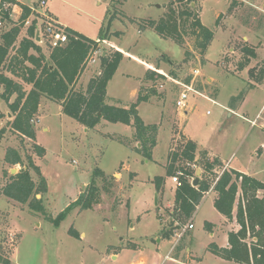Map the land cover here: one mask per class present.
Listing matches in <instances>:
<instances>
[{
  "label": "rangeland",
  "instance_id": "374dc122",
  "mask_svg": "<svg viewBox=\"0 0 264 264\" xmlns=\"http://www.w3.org/2000/svg\"><path fill=\"white\" fill-rule=\"evenodd\" d=\"M39 1L33 0L36 10L23 26L17 44L27 35L33 20L37 22V29H43L45 19L39 12ZM169 1L47 0L43 8L46 13L99 40V49L91 55L76 88L85 87L84 84L100 71L101 56L120 49L124 57L109 81L108 102L129 105L137 99L140 87L155 86L157 94L141 102L138 109L144 121L159 123L163 128L152 159H147L135 150L137 143H127L135 132L133 126L103 120L93 128L86 127L64 114L60 103L43 96L33 122L36 142L47 149L46 155L39 157L33 150V142L22 139L10 128L13 115L7 103L1 101L0 128L4 127L6 133L0 145V187L8 180L3 177L4 170L13 174L20 169V165L4 160L9 146L19 148L24 158L31 154L40 166L48 181V191L42 195L44 204L53 217L85 191L96 167L108 175L107 181L97 178L100 201L92 209L71 208L58 226L0 192V253L11 264H137L140 261L143 264H182L173 253L185 237L180 257H189L191 252L185 249L192 230L184 228L190 222L184 223L175 208L176 183L168 178L163 191L156 195L154 179L165 174L163 164L170 148L180 150L186 138L203 149L220 153L223 158L235 157L236 166L242 164L244 168L247 164L246 168L251 171L260 168L258 174L264 181V148H261L264 143V79L256 82L264 69V0L192 2L204 25L215 33L204 55L195 47L196 37L190 31L185 35V43L180 45L149 27L141 29L145 21L169 15L181 26L178 12L187 5L175 3L171 12ZM115 10L118 14L112 19L106 39H99L101 29L108 27ZM10 17L14 20L2 22L0 34L18 20L19 14L12 9ZM39 44L49 60L48 42ZM246 46L254 48L256 56L239 70V62L247 58L242 50ZM186 51L191 53L186 56ZM148 68L159 69L164 77L145 82ZM189 77L196 91H189L188 105L183 111L177 107L176 100ZM23 85L31 88L29 84ZM241 91L245 92V97L236 100V105H242L237 112H231L228 104ZM204 161L205 157L200 154L196 171H202ZM130 171L137 173V181ZM32 175L38 180L33 170ZM106 185L109 191L104 189ZM210 199L209 195L197 219H193L200 253L211 240L204 229V220L220 224L225 219ZM173 222L177 226L174 236L162 237L163 226L170 227ZM71 227L80 232V238L69 233ZM177 231H183L180 238ZM158 237L164 239L158 242ZM203 264L235 263L208 252Z\"/></svg>",
  "mask_w": 264,
  "mask_h": 264
},
{
  "label": "trees",
  "instance_id": "16d2710c",
  "mask_svg": "<svg viewBox=\"0 0 264 264\" xmlns=\"http://www.w3.org/2000/svg\"><path fill=\"white\" fill-rule=\"evenodd\" d=\"M195 0H170L169 8L173 12L175 3L186 4L187 7L179 10L181 26L172 18H161L159 20L149 19L141 25V29L147 27L155 30L160 36L172 38L180 45L185 43V35L190 31L196 37L195 47L199 53L204 55L214 38V29L207 27L201 20L199 13L191 5ZM17 0H0V20L12 21L10 15L13 5ZM22 8L21 15L13 25L0 34V103L5 101L13 115L10 128L22 139L28 138L33 142V150L39 157H44L47 149L36 142V128L34 119L39 111L41 99L46 96L61 105L62 112L86 127L93 128L103 120L109 122H121L134 127L132 142L135 150L143 154L147 159H152L153 149L157 144V136L160 124H146L139 113V104L149 101L157 94L155 86L139 88L137 99L129 105H119L108 102L107 87L109 81L116 73L124 52L116 49L111 53L101 56L100 71L90 78L85 87L76 88V82L83 73L91 55L99 49V40L91 38L73 28L67 27L69 39L62 45L50 47L49 60L42 46L35 40L37 22L33 20L27 28V35L22 37L17 44L23 26L27 23L33 10L30 6L18 3ZM232 6H230V9ZM115 10L109 19L108 27L102 28L99 39H106L112 19L116 17ZM119 34L118 32H116ZM12 50L14 52L12 53ZM247 58L240 61L238 69L243 70L249 63V59L256 56L255 49L243 47ZM191 52L186 51V56ZM10 73L11 75H9ZM164 77L159 69L148 68L144 81ZM23 83L31 85L26 89ZM264 79V69L256 77V82ZM186 83H192L189 77ZM201 88V86H199ZM217 96V95H213ZM14 97V99H12ZM245 92L241 91L233 96L228 104L235 108L236 100H243ZM3 115L0 114V117ZM264 128V127H263ZM6 129L0 128V145ZM126 141V140H125ZM205 161L201 165L202 174L197 185H193L192 179L196 176L197 144L192 139L184 141L180 150L171 149L168 152L166 176H174L180 170L179 182L175 188V208L180 219L193 222L198 207L206 193L214 185L217 192L214 206L228 220H233L234 208L237 207L236 220L239 224L238 230L228 232L229 245L220 247L211 243L209 249L216 255L235 261L238 264H264V181L261 179L237 171L235 169L221 170L223 164L219 158H209L202 153ZM4 160L11 165H20L16 173L4 170L3 177L7 182L0 187L1 194L9 199L27 205L34 213L43 215L47 220L58 226L67 212L76 206L81 210L92 209L100 201L101 188L97 184V178L101 177L107 181L108 175L99 167L93 172L91 182L64 211L56 217L48 213L44 204L43 194L48 191V181L39 165L35 163L31 154L23 157L19 148L9 146L6 149ZM32 170L37 174L38 180L34 179ZM220 171L219 175L217 174ZM217 177V179H216ZM154 184L157 192L162 191L165 185L164 176H156ZM109 191V186H104ZM241 191V197L238 194ZM40 194V197L38 195ZM174 217V215H173ZM175 220V218H174ZM209 228L210 223L206 222ZM177 228L174 222L170 227H164L162 237L171 238ZM69 233L80 238V232L74 227ZM181 242L176 251L181 250ZM0 264H11V261L0 253Z\"/></svg>",
  "mask_w": 264,
  "mask_h": 264
},
{
  "label": "crops",
  "instance_id": "0c3cea01",
  "mask_svg": "<svg viewBox=\"0 0 264 264\" xmlns=\"http://www.w3.org/2000/svg\"><path fill=\"white\" fill-rule=\"evenodd\" d=\"M18 1V3H23V4H26V5H28V6H30L31 8L33 7V0H17ZM18 3H16L15 5H13V7H12V9H13V11H17V14H19V17H20V15H21V12H22V8H21V6H20V4H18ZM13 16V15H12ZM19 17H18V19H19ZM58 19V18H57ZM12 20H14V18L12 17ZM62 23V22H61ZM63 24V23H62ZM63 25H65V24H63ZM66 27H70V26H67V25H65ZM70 28H72V27H70ZM97 39V38H96ZM109 84V83H108ZM84 85H87V82H86V84H84ZM42 99H43V97H42ZM42 99H41V101H42ZM242 103H243V101H242ZM241 105L242 104H240V105H238V106H236L235 108H230L229 106H228V108L230 109V111L231 112H237V109H240V107H241ZM229 115H231V113H229ZM255 120V119H254ZM145 123L146 124H149V123H147L146 121H145ZM159 124V123H158ZM264 126V125H263ZM163 128V126L160 124V127H159V132H158V136H157V144H156V146L154 147V149H153V155H154V151H155V148L158 146V137H159V134H160V130ZM88 129V128H87ZM138 144V145H137ZM136 145L137 146H139L140 147V143H137ZM261 148H264V143L261 145ZM202 153H205V154H207L208 155V157L209 158H211V159H213V158H219L220 160H221V162H222V164H223V166H222V168L220 169V171L221 170H225V169H227V170H230V169H235V170H237V171H240V172H243V173H247V174H249V175H252V176H255V177H257V178H259V179H261V177H260V175L258 174V169H260V168H255V170L254 171H251V170H248L246 167L248 166L247 164H245L246 166L243 168L242 167V164H240V166H236V164H234V161L236 160L235 159V157L233 158L232 156H230L229 158H223V156H221V154L220 153H218V152H215V151H213V150H209V149H203L202 147H200L199 145H197V158H199V155L200 154H202ZM167 158H168V154H167ZM167 158H166V162L163 164L164 166H166V164H167ZM242 163H244V161L242 162ZM253 167V166H252ZM129 171V170H128ZM130 172H132V173H134V181H137V173L136 172H133V171H130ZM197 172V171H196ZM218 173H219V171H218ZM201 174H202V171H201ZM160 176H164L165 177V182H166V184L169 182V179L168 178H170L169 176H166V171H165V174H162V175H160ZM162 191H163V189H162ZM162 191H160V192H162ZM160 192H157L156 191V195L158 194V193H160ZM211 196V199H210V201H211V203H213V205H214V202H215V198L217 197V192L214 190V185L210 188V190L206 193V195H205V197L203 198V200L201 201V203H200V205H199V207H198V210H197V212H196V214H195V216H194V218H196L197 219V214H198V212H199V210L202 208V206H203V204L207 201V198H208V196ZM241 197V191L239 192V194H238V198H240ZM174 199H175V190H174V194H173V201H174ZM156 204H157V201L155 202ZM217 210V209H216ZM218 211V210H217ZM219 212V211H218ZM220 213V212H219ZM236 213H237V207H235L234 208V212H233V220H228L223 214V216H224V220L222 221V223H218V222H216L215 220H210V219H205L204 221H205V223L206 222H208V223H210V227L209 228H206L205 227V225H204V229L210 234V236H211V240L210 241H208L207 242V244L203 247V253L201 252H198V248H197V245H196V242H195V235H194V229L196 228V224L194 223V222H192L193 223V228H191L190 230H192L191 232V234H190V237H189V244H190V246H189V244H188V246H187V248L185 249V251H187V252H191L190 253V255H189V257L186 259L185 258V256H182L181 255V257H180V252H181V250L184 248L183 247V244H184V241H185V237H182L181 238V245H182V248H181V250H179V251H176V249H175V251H174V253H173V257L178 261V262H181L182 264H203V262H204V257H205V253H208V252H210V253H212V254H214L210 249H209V245L211 244V243H216V244H218L220 247H227L228 245H229V241H228V232L229 231H231V230H238L239 229V224H238V222H237V220H236ZM160 220H162L161 218H160ZM165 226H163V228H164ZM174 232H175V230H174ZM221 235H222V239H220L221 238ZM174 236V235H173ZM172 236V237H173ZM162 239H164V238H160V237H158L157 238V241L158 242H161L162 241ZM180 242V241H179ZM118 254L119 253H117V257H118ZM214 255H216V254H214ZM216 256H218V255H216ZM218 257H220V256H218ZM222 258V257H221ZM224 259V258H223ZM227 261H229V262H234L235 264H238V263H236L235 261H232V260H227ZM142 264H143V262L142 261H140Z\"/></svg>",
  "mask_w": 264,
  "mask_h": 264
},
{
  "label": "built area",
  "instance_id": "2783aa9c",
  "mask_svg": "<svg viewBox=\"0 0 264 264\" xmlns=\"http://www.w3.org/2000/svg\"><path fill=\"white\" fill-rule=\"evenodd\" d=\"M39 8L41 11H39L42 15L43 18L45 19V24L43 26V29H36V38L39 37V39L36 41L39 43H44V41L48 42V45L50 47H54L57 45H62L64 43H66L69 39V34L67 32V27L65 25H63L59 19H57L56 17L46 13L44 11V7L47 5V0H40L39 1ZM32 10H36L34 7H32ZM38 11V10H37ZM29 20V19H28ZM28 22V21H27ZM2 21L0 20V25H1ZM183 88L182 90L179 92L178 98L176 100V104L177 107L182 109L183 111L186 110L187 108V99L189 97V91L190 90H194L193 89V84H182ZM196 91V90H194ZM253 123H255V121H253ZM193 167L196 169L197 165H193ZM182 174V171H178L176 175L171 176V180L176 183V185L179 182V175ZM194 179V178H193ZM186 228H193V223L190 222L186 225V227L184 228V230H186ZM177 236L178 238H180L183 235V231H177ZM137 264H142L141 262H138Z\"/></svg>",
  "mask_w": 264,
  "mask_h": 264
},
{
  "label": "water",
  "instance_id": "95a60500",
  "mask_svg": "<svg viewBox=\"0 0 264 264\" xmlns=\"http://www.w3.org/2000/svg\"><path fill=\"white\" fill-rule=\"evenodd\" d=\"M36 39L38 40L39 37H37ZM14 170H15V169H13V171H14ZM196 174H197V177H195V179H194V181H193V185H197L198 180H199L200 175H201V169L197 170Z\"/></svg>",
  "mask_w": 264,
  "mask_h": 264
}]
</instances>
